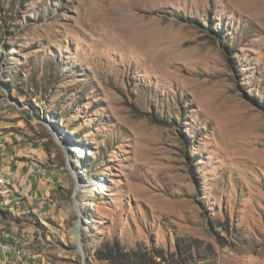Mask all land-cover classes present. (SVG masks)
Segmentation results:
<instances>
[{
  "label": "rangeland",
  "instance_id": "obj_1",
  "mask_svg": "<svg viewBox=\"0 0 264 264\" xmlns=\"http://www.w3.org/2000/svg\"><path fill=\"white\" fill-rule=\"evenodd\" d=\"M0 133L53 170L32 264H110L77 237L264 264V0H0Z\"/></svg>",
  "mask_w": 264,
  "mask_h": 264
},
{
  "label": "crops",
  "instance_id": "obj_2",
  "mask_svg": "<svg viewBox=\"0 0 264 264\" xmlns=\"http://www.w3.org/2000/svg\"><path fill=\"white\" fill-rule=\"evenodd\" d=\"M11 144L0 133V175L6 179L5 182L0 181V234L2 232L4 241L10 247L7 257H12L14 264L25 261L22 239L25 240L23 246L32 264L30 247L33 243L31 237L24 233L25 219L34 217V208L42 211L48 208L42 200H47L48 192H55V179L50 167H41L38 164L40 161L27 155L28 151L23 152L22 148Z\"/></svg>",
  "mask_w": 264,
  "mask_h": 264
},
{
  "label": "trees",
  "instance_id": "obj_3",
  "mask_svg": "<svg viewBox=\"0 0 264 264\" xmlns=\"http://www.w3.org/2000/svg\"><path fill=\"white\" fill-rule=\"evenodd\" d=\"M182 20L190 21L180 17ZM151 119L157 124H168L157 114H151ZM211 227L217 232L224 227L216 221L211 222ZM228 230V229H227ZM219 233V231H218ZM87 254H92V260L108 262L110 264H192L197 261H205L215 254L212 245H205L198 239H186L178 237L175 250L157 246L155 243L147 245L139 243L134 248H126L120 241H105L94 249L86 248ZM87 259V258H86Z\"/></svg>",
  "mask_w": 264,
  "mask_h": 264
},
{
  "label": "bare ground",
  "instance_id": "obj_4",
  "mask_svg": "<svg viewBox=\"0 0 264 264\" xmlns=\"http://www.w3.org/2000/svg\"><path fill=\"white\" fill-rule=\"evenodd\" d=\"M88 189H95V186L93 185V186H91ZM0 248H3V250H0V253H2V256H3V257L0 258V264H11L9 259H4L5 252H6V256H7V253H8V250H10V247L4 241V237L2 236V232L0 234Z\"/></svg>",
  "mask_w": 264,
  "mask_h": 264
},
{
  "label": "built area",
  "instance_id": "obj_5",
  "mask_svg": "<svg viewBox=\"0 0 264 264\" xmlns=\"http://www.w3.org/2000/svg\"><path fill=\"white\" fill-rule=\"evenodd\" d=\"M5 177L4 176H2V175H0V181L1 182H5ZM14 244V243H13ZM0 250H3V248H0ZM23 254V253H22ZM4 259H11V264H14L13 263V259H12V257H7L6 256V252H5V257H4ZM25 264H28V255H25Z\"/></svg>",
  "mask_w": 264,
  "mask_h": 264
},
{
  "label": "water",
  "instance_id": "obj_6",
  "mask_svg": "<svg viewBox=\"0 0 264 264\" xmlns=\"http://www.w3.org/2000/svg\"><path fill=\"white\" fill-rule=\"evenodd\" d=\"M77 240H78V245H79L80 251L82 253V256L85 257L86 256V253H85V250H84V248H83V246L81 244L80 237H77ZM83 264H87L85 259L83 261Z\"/></svg>",
  "mask_w": 264,
  "mask_h": 264
}]
</instances>
